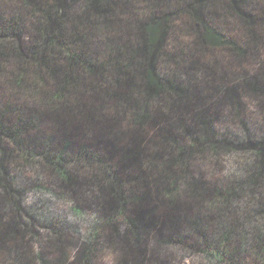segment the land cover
Instances as JSON below:
<instances>
[{"label":"trees","instance_id":"trees-1","mask_svg":"<svg viewBox=\"0 0 264 264\" xmlns=\"http://www.w3.org/2000/svg\"><path fill=\"white\" fill-rule=\"evenodd\" d=\"M177 33L190 35L193 40L192 51L199 67L192 69V76L199 80L215 64L228 67L233 61L242 66L250 63L249 57L253 64H259L258 69L254 67L257 75L253 80L247 76L250 71L247 75L237 73L238 82L243 80V91L226 86L218 91L231 100L236 123L241 122L247 130L244 98L264 106V0L2 1L0 218L9 219L0 224V248L6 246L9 253L17 254L14 243L27 238L21 193L10 185V166L15 163L36 170L48 168L52 178L69 189L78 182L68 165L79 162L92 166L99 181L106 183L101 191L110 197L111 204L98 223L92 243L72 264H94L105 231L119 233L126 225L135 240L140 239L142 218L133 219L129 206L148 198L133 193L129 199L122 169L125 163L139 159L142 152L127 150L112 161L91 139H81L77 144L72 140L60 143L53 136L38 139L40 120L55 115L65 123L64 118L93 114L113 119L119 112L130 115V122L124 129L116 125L118 133L122 137L141 134L155 122L152 102L160 95L182 99L190 94L192 85L175 83L159 66L172 55L169 43ZM210 52L211 56L222 52L230 60H211ZM92 91L102 95L99 102L89 101ZM34 103L40 110L32 107ZM87 117L79 121V131L89 125ZM211 118L207 114L200 119L201 132L192 133L185 127L186 140H180L171 129L162 133L160 145L166 144L170 151L164 165L170 172L163 192L166 201L173 202L192 179L195 160L207 153L240 157L238 150L247 151L243 155L246 165L237 166L227 184L215 188L199 218L174 228L162 242L202 251L216 264H264V136L256 140L248 133L220 137ZM247 198L249 209H241V202ZM192 231L198 240L187 237ZM19 258L23 261L21 249ZM43 258L38 254L37 260L42 262Z\"/></svg>","mask_w":264,"mask_h":264},{"label":"rangeland","instance_id":"rangeland-1","mask_svg":"<svg viewBox=\"0 0 264 264\" xmlns=\"http://www.w3.org/2000/svg\"><path fill=\"white\" fill-rule=\"evenodd\" d=\"M2 1L0 0V6ZM225 20L221 23L223 26ZM228 27L233 29L230 22ZM169 47L171 54L176 56L170 55L160 62V69L168 77L174 78L172 80L175 83L192 85L190 94L182 99L160 95L152 102L155 122L141 134L122 137L118 130L129 125L130 115L118 114L119 112L113 119L93 114L77 119L64 118L65 123L55 115L44 116L40 120L41 133L38 134V139L42 136H53L60 143L66 140L78 143L81 139H91L112 161H117L127 150L137 148L142 152L139 159L125 163V168L122 169L129 199L133 193L148 198L143 203H131L129 206L133 219L142 218L140 239L135 240L126 225L121 227L119 233L105 231L98 242L94 264H216L202 251L175 244L167 245L162 240H166L174 228L183 224L186 226L188 221L199 218L200 211H204L203 207L215 188L227 184L237 166L245 167L244 156L247 151L238 150L240 157L224 154L214 157L212 153H207L197 158L191 170L192 179L180 189L173 202L168 203L163 192L165 180L170 172L164 165L170 151L168 147L165 148L166 144L162 147L160 145L164 140L162 133L171 129L180 140H186L184 128L187 127L192 133L201 132L200 119L209 114L212 116L215 132L220 137L229 139L232 134L248 133L256 140L264 136V106L261 107L250 98H244L247 106L244 113L245 122L248 123L247 132L241 122L236 123L231 100L218 94L224 86L243 91L244 83L243 80L238 82L240 78L237 73L243 71L244 75H247V71H250L247 76L253 80L259 67L257 62L253 64V59L249 57L250 63L242 66L233 61L231 65L234 67L213 63L215 66L207 68L208 72L200 75L199 80L192 76V69L199 67V64L193 55L194 45L190 35L177 33V36L170 40ZM212 54L213 52L209 53L211 60H230L229 56L222 52L214 56H211ZM175 57L176 59L171 61ZM213 68L219 70L213 71ZM137 87L138 83L133 87L135 92ZM89 95L91 102L102 99V95L97 91H92ZM141 97L140 95L139 99ZM32 107L40 110L37 103L32 104ZM85 117L89 119V125L79 131V121ZM73 119L76 121L73 122ZM116 125L120 128H116ZM136 137L140 139L137 140ZM20 165L15 163L10 166V185L21 193L20 201L27 214L23 218L29 235L25 233L27 238L24 241L14 243L17 254L9 253L7 247L2 246L0 264H72L73 261L80 260L84 248L92 243L103 213L111 204L110 197L101 191L106 183L99 181V176L92 166L79 162L68 165L69 171L78 182L75 188L69 189L64 188L55 177L52 178L48 168L36 170L34 167ZM40 172L43 173L39 175ZM250 205L247 198L241 202L240 207L249 209ZM8 219L2 216L0 224L8 223ZM186 231H189V228ZM32 234H36V238H33ZM194 234L192 231L191 236L187 237L198 240ZM58 235H63L64 238L59 239ZM21 245L25 247L21 248ZM20 249L23 261L19 258ZM38 254L44 255V262L37 260Z\"/></svg>","mask_w":264,"mask_h":264}]
</instances>
